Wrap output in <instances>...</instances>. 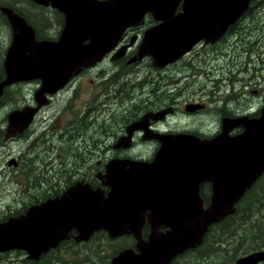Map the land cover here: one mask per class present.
<instances>
[{"label": "flooded vegetation", "instance_id": "1", "mask_svg": "<svg viewBox=\"0 0 264 264\" xmlns=\"http://www.w3.org/2000/svg\"><path fill=\"white\" fill-rule=\"evenodd\" d=\"M186 2L179 0L165 17L146 10L139 21L133 20L125 28L115 50L102 60L74 70L55 90L42 91V77L4 85L0 98H7L8 93L15 90L24 94V101L12 108L7 103L9 98L0 101L5 110L0 118V148L7 167L16 173V179H11L15 183L11 193L20 204L17 208H9L0 223L26 215L30 208L60 198L76 185L101 189L108 196L111 188L105 182V175L111 160L153 161L162 140H177L186 134H193L203 141L212 140L222 132L224 119L263 116L264 76L258 80L256 77L246 79L240 73L249 72L246 64L251 62V54L257 52L253 34L262 28L253 25L258 23L254 13L264 0H250L246 11L220 36L211 39L203 32V37L189 42L190 46H178L175 52L183 53L176 60L158 64L151 54L139 57L146 31L178 23L167 20H175L189 9L190 20L180 21L184 25L200 28L223 23L221 18H207L209 14L202 3L191 5ZM4 6L26 19L34 28L38 41L59 39L66 26V13L57 7L34 0H0V27L5 33L0 36L4 54L0 61V82L7 79L4 61L14 32L8 16L2 11ZM121 47H125L124 54L113 57ZM244 53L245 65L241 64ZM237 70L240 72L237 79H232L228 74L234 75ZM17 109H31L33 116L25 128L18 126L11 132L8 131L9 115ZM243 131L244 128L239 126L229 134L237 136ZM15 144L20 145L18 151L14 149ZM141 144L150 145L151 158L145 160L143 154L135 150ZM198 185L197 195L207 208L213 197L212 181L206 179ZM190 193L189 196L195 192ZM242 195L231 214L208 227L200 244L174 255L168 264H198L197 249L210 238L214 243H206L205 250L208 251L203 256L210 259L208 264H235L239 258L264 251V171ZM148 213H145L140 233L141 243L171 230L166 224L153 226L155 222ZM217 229L219 241L215 239ZM96 233L88 241L77 242L78 232L74 228L66 239L37 258L25 256V263L19 260L6 264H54V256L60 260L57 264H65L61 253L66 247L93 242ZM109 239L110 243L119 242L120 249L112 256L109 252L103 253L105 264H112V258L127 248L136 253L140 251L137 247L140 241L133 234L109 236ZM8 251L27 253L20 248L7 249L0 251V258ZM257 264H264V261Z\"/></svg>", "mask_w": 264, "mask_h": 264}, {"label": "water", "instance_id": "2", "mask_svg": "<svg viewBox=\"0 0 264 264\" xmlns=\"http://www.w3.org/2000/svg\"><path fill=\"white\" fill-rule=\"evenodd\" d=\"M34 1L64 11L66 26L59 39L38 41L34 28L22 15L2 8L14 32L4 61L7 79L0 82V95L4 85L35 77L43 78L42 91L59 88L74 70L102 60L115 50L125 28L133 20L139 21L146 10L165 17L179 0ZM187 1L191 5L202 3L207 18H221L223 23L200 28L184 25L180 21L190 20L189 9L175 20H167L178 23L146 31L140 58L148 53L158 64L176 60L183 53L175 52L178 46L189 45L203 37V32L211 39L220 36L250 5V0ZM124 52L125 47H121L113 57ZM32 116L31 109L13 110L8 131L25 128ZM222 124V132L212 140L203 141L193 134L162 140L153 161L111 160L105 175L111 188L108 196L101 189L76 185L62 197L30 208L26 215L1 222L0 251L20 248L29 258H37L66 239L74 228L77 242L88 241L101 230L111 238L133 234L140 241L149 211L153 226L166 224L171 230L151 236L147 243L138 242V253L129 248L121 251L112 258V264H168L174 255L200 244L211 224L231 214L245 189L264 171V114L251 119L227 118ZM239 126L244 128L240 135L229 134ZM206 179L212 181L213 197L204 208L197 189ZM190 191L195 193L189 196ZM259 261H264V251L239 258L235 264Z\"/></svg>", "mask_w": 264, "mask_h": 264}, {"label": "rangeland", "instance_id": "3", "mask_svg": "<svg viewBox=\"0 0 264 264\" xmlns=\"http://www.w3.org/2000/svg\"><path fill=\"white\" fill-rule=\"evenodd\" d=\"M3 2H7V0H1ZM255 16L258 18V23H254L253 25H260L262 29H259L257 32L253 34L254 40H255V45L257 46V52L251 54V62L249 64H246V69L249 68V72H239L234 71V75H231L230 73L228 74L231 76L232 79H237L239 73L240 76L245 75L246 79H249L250 77H256V79H260L261 76H264V3L261 5L257 10H255ZM0 36H5L4 30L2 27H0ZM3 40V39H1ZM244 55L241 56V64L245 63L244 58H242ZM4 59V54L2 55V47L0 45V61H3ZM245 65V64H244ZM254 67L256 69H254ZM227 73V70H226ZM217 76V73L214 74ZM264 81V79L262 78ZM89 86V84H88ZM249 97H252L249 95ZM9 98V99H7ZM7 98H4L1 96L0 101L7 99V103L9 105H12L10 108H12L14 105L21 104L24 101V94L19 93L15 90H12L11 92L8 93ZM9 108V109H10ZM4 107H2V104H0V118L4 115ZM198 119V117H197ZM198 121H200L198 119ZM20 145L15 144V151L19 150ZM137 152L142 153V157L144 159L151 158V153L150 151V145L145 144V145H138L135 149ZM9 167H7V160L6 158L3 157L2 149L0 148V221L4 218L5 214L8 213L9 208H17L20 206L19 203H16L14 200V195L11 193L12 191V185H15L11 179H16V173L14 171H11ZM10 172V173H9ZM92 243V242H91ZM108 240L105 238L104 240L102 239V244L103 248H105V253L107 254L108 252H111V248L108 247ZM117 246L120 244L119 242H116ZM90 245L84 247L81 246V249L85 250H80L78 251V254L83 253L85 251L86 255V260L85 262H77V264H105V258L106 255H103L101 258L100 256L103 254V252H99L98 249L93 250V252H89L88 247ZM88 250V251H87ZM71 255L66 249L61 253V257L63 258V262L65 264H69L71 262ZM28 256V253H16V251H8L7 253L4 252V256L0 258V264H6L7 261H21L22 263H25V259ZM60 256V255H59ZM204 258V259H203ZM202 259H198V264H208L210 262V259L203 257ZM83 260L82 257L80 256L78 258V261ZM58 260H55L54 264L59 263ZM5 262V263H4ZM62 264V263H60ZM70 264H75V262H71Z\"/></svg>", "mask_w": 264, "mask_h": 264}, {"label": "trees", "instance_id": "4", "mask_svg": "<svg viewBox=\"0 0 264 264\" xmlns=\"http://www.w3.org/2000/svg\"><path fill=\"white\" fill-rule=\"evenodd\" d=\"M216 232H217V234H215V236L217 237V238H215L216 239V241H219V239H220V231L217 229L216 230ZM211 234V233H210ZM95 237H96V239H94V241L91 243V242H87V243H84V244H78V245H68L67 247H66V250L70 253V254H72L71 255V262H75V264H77V262H85V260H86V255H85V251L83 252V253H80V254H78V251H80V250H85V249H81V246H84V247H86V246H88V245H90L89 247H88V250H89V252L91 251V252H93V250H96V249H98V251L99 252H103V253H105V248H103V244H102V239L104 240V237H106L107 238V240H108V247L109 248H111V252H110V254H111V256H112V254H114V253H116L119 249H120V246H117V244L114 242V243H110L109 241H110V239H109V236H107V234H106V232L105 231H101V232H97L96 234H95ZM210 241L211 242H213L214 240L213 239H211L210 238ZM210 241H205L204 242V244L205 245H207V244H209L210 243ZM215 241V242H216ZM207 243V244H206ZM214 243V242H213ZM202 246V247H199L198 249H197V256H198V258L199 259H202V257L204 256V254H206L207 253V251H208V249H206L205 250V248H206V246ZM87 250V251H88ZM204 250V251H203ZM97 251V250H96ZM97 251V252H98ZM202 251V252H201ZM103 255L104 254H102L100 257L102 258L103 257ZM82 257V259L83 260H81V261H78V258L79 257ZM59 258H60V256H59ZM55 260H56V257L54 256L53 257V263H55ZM70 262V263H71ZM69 263V264H70Z\"/></svg>", "mask_w": 264, "mask_h": 264}]
</instances>
